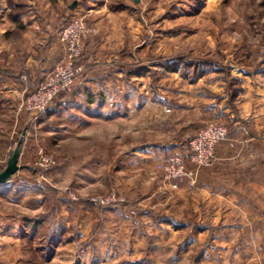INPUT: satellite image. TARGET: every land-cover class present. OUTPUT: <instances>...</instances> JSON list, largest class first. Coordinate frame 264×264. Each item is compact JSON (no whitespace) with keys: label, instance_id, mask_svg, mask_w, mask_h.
Masks as SVG:
<instances>
[{"label":"rangeland","instance_id":"1","mask_svg":"<svg viewBox=\"0 0 264 264\" xmlns=\"http://www.w3.org/2000/svg\"><path fill=\"white\" fill-rule=\"evenodd\" d=\"M6 3L10 14L34 21L6 36L0 28V62L40 64L54 29V69L44 79L66 55L60 40L64 25L77 15L86 18L76 62L80 70L69 89L44 112L20 109L24 96L14 112L0 111V170L24 139L22 168L0 184V264H264L263 258H253L261 246L243 245L237 238L244 236L197 221L195 170L203 167L188 159L189 142L211 123L229 131L224 120H208L183 149L170 154L184 155L194 171V177L174 180L166 179L162 168L170 155L153 170L119 167L131 147L166 135L161 120L145 131L144 116L138 114L132 133L128 122H106L86 135L81 125L70 128L77 119L71 113H239L246 77L261 73L264 62V0ZM87 43L93 44L85 51ZM83 57L89 61L84 78H96L94 90L109 94L105 101L87 103L85 82L77 84L85 71L79 64ZM100 65L106 68L98 70ZM23 75L29 76L25 70ZM103 75L105 82L98 81ZM43 80H29L24 95ZM203 101L213 105L211 112ZM169 129L171 142L178 143L176 119H170ZM219 237L232 245L220 244Z\"/></svg>","mask_w":264,"mask_h":264},{"label":"crops","instance_id":"2","mask_svg":"<svg viewBox=\"0 0 264 264\" xmlns=\"http://www.w3.org/2000/svg\"><path fill=\"white\" fill-rule=\"evenodd\" d=\"M4 2L5 0L0 4V28L5 33L3 35H10L17 28L30 25L34 21L32 19V21H27L25 14L15 18L10 14L8 4L4 5ZM52 32L53 35L51 33L49 38V48L46 53H42L40 64L35 65L28 62L29 65L16 67V64L11 65L14 63L4 65L2 61L0 62V83L4 86V89L0 91V111L14 112L16 103L24 96L26 89L25 84L21 81L24 70L28 73L30 82L38 78L40 82L54 69L53 65H50V61L53 60L50 55L52 51L50 44L54 43L55 45L54 41H56L54 29ZM92 44L87 43L85 51L92 48ZM83 56H86L85 52ZM31 60H33L32 55H30L29 61ZM79 64L81 70L85 69V71L76 82L78 81L77 84L82 80L85 82L81 87L84 86L85 89H88V93L84 96L87 103L105 101L109 94L104 90H94L96 78L89 74L84 78L87 75L86 68L89 66L87 58H84ZM99 68L106 67L100 65L98 70H101ZM102 79L105 82L104 75L97 76L98 81ZM82 94L81 96H83ZM78 97L73 98L78 99ZM76 99H73L72 102H79ZM202 104L203 108L208 110L213 106L204 101ZM196 106L201 112V106ZM236 106L239 113H226L228 111L159 113V116L157 113H71L77 119L72 120L70 128H74V126L78 128L81 125L83 134L86 135L93 127H103L106 122L113 121L121 124L128 122L132 133L134 132L133 128L135 129L137 126L138 129L136 123L138 114L144 116V124L141 127L145 131L155 126V122L158 123L161 120L162 124L158 125L165 129L166 135L148 141L141 146L134 145L130 149L128 158L119 164L120 169L143 167L145 170H153L159 161L167 158L172 152L183 149V143L208 120H224L230 129L228 139L217 146L216 158L212 165L195 170L197 190L200 192L197 198L198 206H196L200 218L197 221L209 222L211 228L228 231L229 236L235 233L244 236L245 238H237V241L240 240L246 246H261V254L255 255L253 258L257 256V258L264 259V232H261L264 231V62L261 73L254 74L253 78L246 77L245 91ZM171 118L177 120L178 128L181 131L178 143L171 142L173 141V135L171 136L169 129ZM242 125L248 126L249 133L241 131ZM202 215H209V219L201 221ZM200 228L203 227L200 226ZM219 238L220 244L232 245V241L227 237ZM238 258L240 257L236 254L232 256L233 261H237Z\"/></svg>","mask_w":264,"mask_h":264},{"label":"built area","instance_id":"3","mask_svg":"<svg viewBox=\"0 0 264 264\" xmlns=\"http://www.w3.org/2000/svg\"><path fill=\"white\" fill-rule=\"evenodd\" d=\"M85 18L84 15H77L64 25L60 31V40L66 48L63 61L30 93L24 95L20 109L44 112L58 93L69 89L80 70L76 62L82 53L81 35L85 29ZM21 81L28 85V76H21ZM241 130L248 132L246 127H242ZM228 133V128L218 122L208 124L200 129L189 142L190 154L188 159L190 162L195 167L212 165L216 158V148L221 142L228 139ZM162 168L165 178L169 180L194 177V171L189 169L184 155H170Z\"/></svg>","mask_w":264,"mask_h":264},{"label":"water","instance_id":"4","mask_svg":"<svg viewBox=\"0 0 264 264\" xmlns=\"http://www.w3.org/2000/svg\"><path fill=\"white\" fill-rule=\"evenodd\" d=\"M139 1V0H135ZM76 7V2L71 5V8ZM25 135V131H24ZM24 139L21 138L19 143L15 147L14 151L12 152L10 158L8 159L6 167L0 171V184H4L8 182L21 168L22 165L20 164V156L22 152L21 144L23 143Z\"/></svg>","mask_w":264,"mask_h":264},{"label":"trees","instance_id":"5","mask_svg":"<svg viewBox=\"0 0 264 264\" xmlns=\"http://www.w3.org/2000/svg\"><path fill=\"white\" fill-rule=\"evenodd\" d=\"M19 13H17V14H14V17L15 18H17L19 15H18ZM23 144H24V141H23V143L21 144V148H23ZM4 169V168H3ZM3 169H1L0 171H2Z\"/></svg>","mask_w":264,"mask_h":264}]
</instances>
